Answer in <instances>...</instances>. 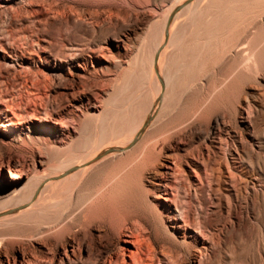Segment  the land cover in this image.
<instances>
[{
  "label": "bare ground",
  "instance_id": "obj_1",
  "mask_svg": "<svg viewBox=\"0 0 264 264\" xmlns=\"http://www.w3.org/2000/svg\"><path fill=\"white\" fill-rule=\"evenodd\" d=\"M105 13L114 30L98 35L118 52L127 31L144 36L116 84L85 78L115 60L98 36L54 75L63 103L89 91V117L63 134L58 110L52 129L69 143L43 170L6 166L0 264H264V0Z\"/></svg>",
  "mask_w": 264,
  "mask_h": 264
},
{
  "label": "rangeland",
  "instance_id": "obj_2",
  "mask_svg": "<svg viewBox=\"0 0 264 264\" xmlns=\"http://www.w3.org/2000/svg\"><path fill=\"white\" fill-rule=\"evenodd\" d=\"M122 1L0 0V120L17 129L10 133L0 129V162L3 163L0 187L11 180L6 166L23 162L32 166L41 162L39 169L43 170L47 153L69 143L52 129L58 110L66 125L63 134L68 130L78 132L80 124L89 117L88 99H92L89 91L76 87L72 100L63 103L54 75L66 72L65 66L74 48L83 50L91 39L99 37L101 23L105 29L114 30L105 11L122 6ZM90 14H98L97 20L93 21ZM141 28H137L136 36L132 31L124 34L131 39L126 54L123 49L118 52L111 34L101 35L102 40L99 37L97 44L102 47L107 44L115 60L95 64L100 78L87 75L85 78L101 85L118 83L136 54L137 43L144 36ZM124 248L133 250L130 245Z\"/></svg>",
  "mask_w": 264,
  "mask_h": 264
}]
</instances>
